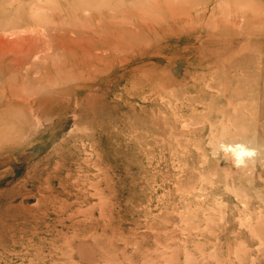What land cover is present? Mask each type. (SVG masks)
Here are the masks:
<instances>
[{
    "label": "rangeland",
    "instance_id": "374dc122",
    "mask_svg": "<svg viewBox=\"0 0 264 264\" xmlns=\"http://www.w3.org/2000/svg\"><path fill=\"white\" fill-rule=\"evenodd\" d=\"M0 264H264V0H0Z\"/></svg>",
    "mask_w": 264,
    "mask_h": 264
},
{
    "label": "bare ground",
    "instance_id": "6f19581e",
    "mask_svg": "<svg viewBox=\"0 0 264 264\" xmlns=\"http://www.w3.org/2000/svg\"><path fill=\"white\" fill-rule=\"evenodd\" d=\"M107 4V3H106ZM230 148H233V150H235L236 151V153L237 154H239V155H241V154H245L246 152H250L249 150H248V148L246 149L245 147H244V145H240V144H238V145H236V146H230Z\"/></svg>",
    "mask_w": 264,
    "mask_h": 264
}]
</instances>
